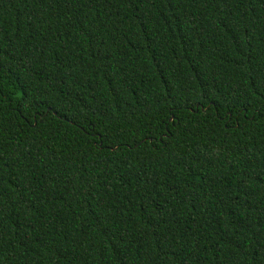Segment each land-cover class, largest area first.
<instances>
[{"label": "trees", "instance_id": "trees-1", "mask_svg": "<svg viewBox=\"0 0 264 264\" xmlns=\"http://www.w3.org/2000/svg\"><path fill=\"white\" fill-rule=\"evenodd\" d=\"M0 264H264V0H0Z\"/></svg>", "mask_w": 264, "mask_h": 264}]
</instances>
